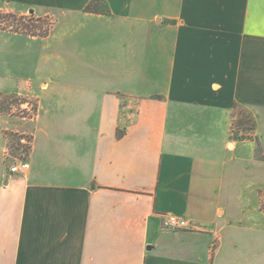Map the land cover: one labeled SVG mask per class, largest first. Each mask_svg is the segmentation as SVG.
<instances>
[{
  "label": "crops",
  "instance_id": "crops-1",
  "mask_svg": "<svg viewBox=\"0 0 264 264\" xmlns=\"http://www.w3.org/2000/svg\"><path fill=\"white\" fill-rule=\"evenodd\" d=\"M91 1L0 0L54 22L0 31V100H36L24 173L0 115V264H264V0Z\"/></svg>",
  "mask_w": 264,
  "mask_h": 264
},
{
  "label": "rangeland",
  "instance_id": "rangeland-1",
  "mask_svg": "<svg viewBox=\"0 0 264 264\" xmlns=\"http://www.w3.org/2000/svg\"><path fill=\"white\" fill-rule=\"evenodd\" d=\"M39 20V22H36ZM52 26L54 22L51 23ZM49 20L41 18H34L31 14H24L20 16L9 15L3 12H0V31H12L17 33H23L28 35H40L44 36L48 33L50 29H52ZM50 27H47V26ZM23 109V108H22ZM20 108V103H17L14 99V95L10 94L5 96L2 100H0V110L5 111V126L7 127L6 133L8 138V153L12 156H18L21 153H27L30 148V135L28 133L21 132V129L16 127L20 123H22V118H25V121H33L34 117L20 114L24 111ZM15 110V111H14ZM27 114L26 112H24ZM236 118H234L233 129H237L238 131L245 134L243 138H252L253 134L250 131V120L248 117L242 113L238 112L234 114ZM232 116V117H234ZM24 121V120H23ZM234 138H238L237 135L233 136ZM240 139V138H238ZM261 208L264 211V194L261 198Z\"/></svg>",
  "mask_w": 264,
  "mask_h": 264
},
{
  "label": "built area",
  "instance_id": "built-area-1",
  "mask_svg": "<svg viewBox=\"0 0 264 264\" xmlns=\"http://www.w3.org/2000/svg\"><path fill=\"white\" fill-rule=\"evenodd\" d=\"M42 19L49 20L50 24L53 22L52 18H49V17H43ZM36 22H39V20H36ZM47 27H50V26L48 25ZM14 99L16 100L17 103H20V108L21 109L23 108L22 110H24L22 112L20 110L19 112L20 114L26 115V117L28 116L35 117L36 115V100L35 99L25 98L20 95H14ZM24 112H26L27 114H25ZM0 115H5V111L0 110ZM234 118L236 117L235 116L231 117L229 121V131H230L231 137L237 135V137L240 138L241 140H246L247 137L243 138L244 137L243 135L245 134L239 132L238 128L233 129L232 126H234L235 124L233 123ZM22 119H25V118H22ZM250 131H251V127H250ZM7 153H8V150H7ZM27 153H21L18 156H12L9 153L7 154L6 158L10 159V161L7 162V167L11 174H21L28 170L29 164L26 161ZM160 217H161V226L164 230L182 231V232H188V233H196V232L202 231V227L199 223L193 220H190L188 218L180 217L172 213H162L160 214Z\"/></svg>",
  "mask_w": 264,
  "mask_h": 264
},
{
  "label": "trees",
  "instance_id": "trees-1",
  "mask_svg": "<svg viewBox=\"0 0 264 264\" xmlns=\"http://www.w3.org/2000/svg\"><path fill=\"white\" fill-rule=\"evenodd\" d=\"M100 0H92L91 3L86 7V10L90 12H100L102 11V5Z\"/></svg>",
  "mask_w": 264,
  "mask_h": 264
}]
</instances>
